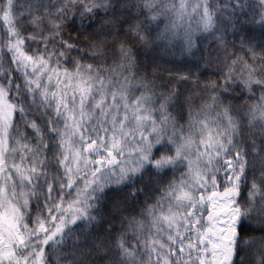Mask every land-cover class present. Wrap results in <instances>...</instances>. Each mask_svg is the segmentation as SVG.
Masks as SVG:
<instances>
[{
  "label": "snow or ice",
  "instance_id": "1",
  "mask_svg": "<svg viewBox=\"0 0 264 264\" xmlns=\"http://www.w3.org/2000/svg\"><path fill=\"white\" fill-rule=\"evenodd\" d=\"M0 264H264V0H0Z\"/></svg>",
  "mask_w": 264,
  "mask_h": 264
}]
</instances>
